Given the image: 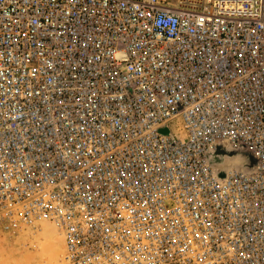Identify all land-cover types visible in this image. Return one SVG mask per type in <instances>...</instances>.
<instances>
[{"label": "built area", "instance_id": "built-area-1", "mask_svg": "<svg viewBox=\"0 0 264 264\" xmlns=\"http://www.w3.org/2000/svg\"><path fill=\"white\" fill-rule=\"evenodd\" d=\"M45 231L264 264V0H0V237Z\"/></svg>", "mask_w": 264, "mask_h": 264}, {"label": "rangeland", "instance_id": "rangeland-1", "mask_svg": "<svg viewBox=\"0 0 264 264\" xmlns=\"http://www.w3.org/2000/svg\"><path fill=\"white\" fill-rule=\"evenodd\" d=\"M171 127L178 133L181 121ZM62 255V239L48 231L36 236L22 233L14 239L0 237V264H62Z\"/></svg>", "mask_w": 264, "mask_h": 264}]
</instances>
